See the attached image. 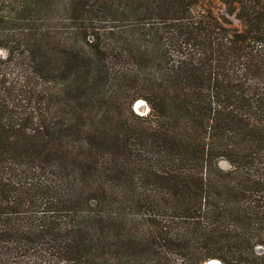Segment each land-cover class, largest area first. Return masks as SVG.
Masks as SVG:
<instances>
[{
    "label": "trees",
    "instance_id": "16d2710c",
    "mask_svg": "<svg viewBox=\"0 0 264 264\" xmlns=\"http://www.w3.org/2000/svg\"><path fill=\"white\" fill-rule=\"evenodd\" d=\"M205 1L0 0V264H264V0Z\"/></svg>",
    "mask_w": 264,
    "mask_h": 264
},
{
    "label": "rangeland",
    "instance_id": "374dc122",
    "mask_svg": "<svg viewBox=\"0 0 264 264\" xmlns=\"http://www.w3.org/2000/svg\"><path fill=\"white\" fill-rule=\"evenodd\" d=\"M204 8H206L205 11L209 10L216 17L230 21L232 26L241 27L240 20L236 16H234L233 14L228 12L227 6L222 1H220V0H208V1H205L202 3H199L197 5H194L193 10L197 14L200 11H204L203 10ZM5 53L6 52L4 51V49H0L1 57H3L5 55ZM133 108H134V105H133ZM148 111H149V108H148ZM140 113H144V112H139V114ZM219 165L223 168H228L230 164L227 160H221L219 162Z\"/></svg>",
    "mask_w": 264,
    "mask_h": 264
},
{
    "label": "water",
    "instance_id": "95a60500",
    "mask_svg": "<svg viewBox=\"0 0 264 264\" xmlns=\"http://www.w3.org/2000/svg\"><path fill=\"white\" fill-rule=\"evenodd\" d=\"M141 100H143V99H137V100L135 101V103H134V109L136 110L137 113H139V112H144V113H140V114H146V113L148 112V108H149V106H148V104H147V102H146L145 100H143L144 103H143ZM139 101H140L141 103H138ZM209 262H210L211 264H223V263L221 262V260H219V259H215V258L208 259V260L205 261L203 264H208Z\"/></svg>",
    "mask_w": 264,
    "mask_h": 264
},
{
    "label": "bare ground",
    "instance_id": "6f19581e",
    "mask_svg": "<svg viewBox=\"0 0 264 264\" xmlns=\"http://www.w3.org/2000/svg\"><path fill=\"white\" fill-rule=\"evenodd\" d=\"M141 101L144 103V101H143V100H141ZM138 103H141V102L139 101ZM208 264H211V263L209 262Z\"/></svg>",
    "mask_w": 264,
    "mask_h": 264
}]
</instances>
